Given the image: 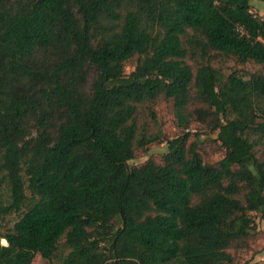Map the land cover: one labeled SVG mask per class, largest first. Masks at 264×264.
I'll list each match as a JSON object with an SVG mask.
<instances>
[{"label":"trees","instance_id":"obj_1","mask_svg":"<svg viewBox=\"0 0 264 264\" xmlns=\"http://www.w3.org/2000/svg\"><path fill=\"white\" fill-rule=\"evenodd\" d=\"M217 57L264 66L252 0H0V264H236L264 220V73ZM160 97L224 157L185 132L130 166Z\"/></svg>","mask_w":264,"mask_h":264},{"label":"rangeland","instance_id":"obj_2","mask_svg":"<svg viewBox=\"0 0 264 264\" xmlns=\"http://www.w3.org/2000/svg\"><path fill=\"white\" fill-rule=\"evenodd\" d=\"M252 10L262 18H264V0H252ZM188 63L193 66L196 71L198 62L194 59H188ZM137 58H133L126 64V71L131 72L136 66ZM213 64L220 67L226 74L237 69L247 77L253 72H263L264 66L254 63L238 64L233 59L217 57L213 60ZM196 106L190 105L185 111L189 114ZM198 115L194 114L190 117L188 127L180 125L176 110L171 100L160 97L154 102H148L138 105L136 121L139 131L148 137H157V141L146 145L145 147H137L136 156L130 161V166L140 165L147 160L153 159L161 162L164 154L168 150V140L189 132V143L199 140V152L203 155L205 161L217 162L225 155V148L215 139L216 135L210 133L207 122H201ZM256 229L248 248H231L230 252L234 255L236 264L244 262H264V220L260 219L255 213ZM17 216L10 217L13 222ZM65 239L61 244H64ZM64 253H68L69 249L62 245ZM57 260L49 261L38 255L33 264H56Z\"/></svg>","mask_w":264,"mask_h":264},{"label":"bare ground","instance_id":"obj_3","mask_svg":"<svg viewBox=\"0 0 264 264\" xmlns=\"http://www.w3.org/2000/svg\"><path fill=\"white\" fill-rule=\"evenodd\" d=\"M2 243H3V244H7L8 242H7L6 239H2Z\"/></svg>","mask_w":264,"mask_h":264}]
</instances>
